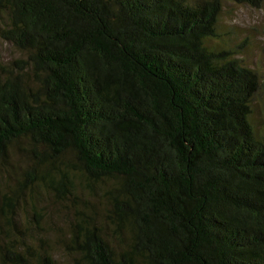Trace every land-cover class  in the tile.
Returning a JSON list of instances; mask_svg holds the SVG:
<instances>
[{
	"label": "trees",
	"instance_id": "1",
	"mask_svg": "<svg viewBox=\"0 0 264 264\" xmlns=\"http://www.w3.org/2000/svg\"><path fill=\"white\" fill-rule=\"evenodd\" d=\"M226 3L264 0H0L21 55L0 63V264H57L21 213L36 188L73 264H264L262 80L211 44Z\"/></svg>",
	"mask_w": 264,
	"mask_h": 264
},
{
	"label": "rangeland",
	"instance_id": "2",
	"mask_svg": "<svg viewBox=\"0 0 264 264\" xmlns=\"http://www.w3.org/2000/svg\"><path fill=\"white\" fill-rule=\"evenodd\" d=\"M217 34L219 38L212 41V46L233 51L234 57L256 70L261 77L262 87L253 101L251 123L259 130L264 129V4L261 8H253L247 5L226 3L219 19ZM19 57H21L20 53L12 45L0 39V63H7ZM28 160V154L23 151L15 149L12 153L9 160L10 165L7 167L8 176L15 185L18 180H22V173L28 168ZM35 193L36 202L29 198L30 196H25L23 200L21 211L23 219L37 217L35 215V206H37L42 227L49 238L48 246L53 248L57 264H73L72 257L58 242L69 234L66 223L69 218V213L65 209L67 207L57 203L55 197L47 190L36 188ZM91 204L99 211L104 208L101 199H95ZM84 210L88 212L87 208ZM31 222L37 226L33 219Z\"/></svg>",
	"mask_w": 264,
	"mask_h": 264
}]
</instances>
